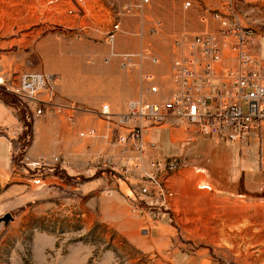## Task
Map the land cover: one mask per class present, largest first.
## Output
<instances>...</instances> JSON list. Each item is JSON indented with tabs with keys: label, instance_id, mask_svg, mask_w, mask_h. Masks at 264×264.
Masks as SVG:
<instances>
[{
	"label": "rangeland",
	"instance_id": "rangeland-1",
	"mask_svg": "<svg viewBox=\"0 0 264 264\" xmlns=\"http://www.w3.org/2000/svg\"><path fill=\"white\" fill-rule=\"evenodd\" d=\"M84 1L0 0V72L56 78L53 106L40 117L0 91L21 122L0 131L10 146L0 218L11 216L0 222V264H264V148L233 146L182 120L149 126L161 130L142 165H178L152 171L163 203L131 169L141 157L122 132L145 122L116 124L129 102L161 104L191 86L195 78L182 75L196 67L190 46L218 34L215 15L252 29L264 57V0ZM104 105L110 122L96 114ZM87 130L94 135L81 138Z\"/></svg>",
	"mask_w": 264,
	"mask_h": 264
},
{
	"label": "built area",
	"instance_id": "built-area-1",
	"mask_svg": "<svg viewBox=\"0 0 264 264\" xmlns=\"http://www.w3.org/2000/svg\"><path fill=\"white\" fill-rule=\"evenodd\" d=\"M76 2L78 5L85 3L84 0H76ZM143 2L147 3V0ZM190 5L191 0L184 2V8ZM215 17L221 23L218 34L207 39L203 38L200 45L194 42L190 46L193 56L198 58L197 55L201 53L204 58L199 60L193 57L191 64L196 65L195 69L192 72L182 73L187 81L195 78L191 86L187 85V90L184 87L185 83H182L184 90H180L174 96L175 98L171 97V100H166L161 104L132 101L129 102L123 114L116 115V124L120 125L130 124L132 123L130 120L137 121L138 119L145 122L134 129L131 125L128 130L122 132L130 135L137 155L141 157L135 159L131 169L134 172H142V177L146 176L145 179H151L154 187L151 185L150 191L160 195L159 198L164 197L161 201L163 203H165L164 182L161 183L160 179L155 181L152 171L155 170L156 174L158 171L166 170L172 173L178 169V165L175 159L159 158L146 162V166L142 165L140 159L146 158L147 146L151 147L153 144L144 145L142 138L140 140L139 138L140 133L142 137L143 130L147 131L149 126H161L167 121L182 120L187 125H196L207 136L224 137L233 146L248 142L253 135L259 148H264V69L245 48L247 43L252 42L254 31L240 25H229L218 15ZM114 28L117 30L118 26ZM113 37L108 41L112 42ZM218 38H221L220 46ZM230 50L237 56L238 68L233 72L218 74L213 68L220 62L222 52L226 51L225 54H227ZM121 66L129 67L125 63ZM180 67L181 61L176 60L175 68L181 69ZM198 67L202 74L196 72ZM178 69H175L176 72H179ZM55 90L56 78L53 75L23 74L17 77L0 72V91L17 98L32 111L35 117L42 116L46 108L53 106L52 99L56 95ZM150 91L157 93V89L152 87ZM192 92L198 95L192 98L190 96ZM54 107L58 110L60 108L72 109V106L54 105ZM109 109L108 105H104L96 114L100 119L110 122L115 115ZM93 135L94 132L89 130L79 134L81 138ZM119 136L122 138L121 142L126 143L127 136L124 137L122 134ZM147 190V186L140 189L144 194L148 193ZM167 197H170L169 193ZM152 217L155 218V215L152 214Z\"/></svg>",
	"mask_w": 264,
	"mask_h": 264
},
{
	"label": "crops",
	"instance_id": "crops-1",
	"mask_svg": "<svg viewBox=\"0 0 264 264\" xmlns=\"http://www.w3.org/2000/svg\"><path fill=\"white\" fill-rule=\"evenodd\" d=\"M262 41L263 40L260 39V37L255 34L253 39H252V42L247 43L245 45V48L256 58V62L264 69V57L261 56V53L259 51V45L262 43ZM235 56L236 55L234 52H229V53L225 54V58H223L221 60V62L217 64L216 71L220 74L226 73L228 71H231V72L235 71L237 69L236 68L237 67L236 61L234 58ZM1 96L2 95L0 94V131L6 130V129L10 130V128L18 127L21 124V122L19 120L17 110L14 108V105H11L10 103H8L7 99L5 100ZM157 129H159V128H157ZM165 129H166V127H165ZM160 130L149 129L146 132V134L143 136V141H146L148 144L152 143L151 140H153V139L151 136H156ZM170 136H171V138L174 137L172 135V133L170 135V132H169V137ZM250 141H252L254 144L255 143L257 144V140L253 135H251L248 142H250ZM4 142L6 143V139H4V137H1V140H0V165H2L3 162L7 159L6 153L10 152V146L6 145V147H5ZM171 143H172V141H171ZM246 146L249 147L250 144L247 143ZM151 155H153V154H151ZM257 165L258 164H255V166H257Z\"/></svg>",
	"mask_w": 264,
	"mask_h": 264
},
{
	"label": "water",
	"instance_id": "water-1",
	"mask_svg": "<svg viewBox=\"0 0 264 264\" xmlns=\"http://www.w3.org/2000/svg\"><path fill=\"white\" fill-rule=\"evenodd\" d=\"M11 219V216L9 214H6L5 216H3L2 218H0V222H4L6 223L7 221H9Z\"/></svg>",
	"mask_w": 264,
	"mask_h": 264
},
{
	"label": "bare ground",
	"instance_id": "bare-ground-1",
	"mask_svg": "<svg viewBox=\"0 0 264 264\" xmlns=\"http://www.w3.org/2000/svg\"><path fill=\"white\" fill-rule=\"evenodd\" d=\"M26 9H27V11H29V10H33L34 7L28 6ZM155 103H157V102H155Z\"/></svg>",
	"mask_w": 264,
	"mask_h": 264
}]
</instances>
